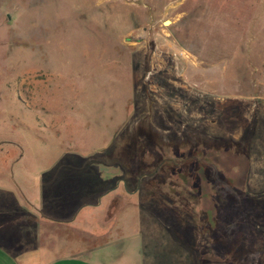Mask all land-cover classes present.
<instances>
[{
  "label": "rangeland",
  "instance_id": "1",
  "mask_svg": "<svg viewBox=\"0 0 264 264\" xmlns=\"http://www.w3.org/2000/svg\"><path fill=\"white\" fill-rule=\"evenodd\" d=\"M227 177L264 193V0H0V241L46 214L57 255L257 264L204 230Z\"/></svg>",
  "mask_w": 264,
  "mask_h": 264
},
{
  "label": "trees",
  "instance_id": "2",
  "mask_svg": "<svg viewBox=\"0 0 264 264\" xmlns=\"http://www.w3.org/2000/svg\"><path fill=\"white\" fill-rule=\"evenodd\" d=\"M199 157L201 156L200 153ZM191 158L178 159L175 162L168 158V166H185L190 163ZM200 166H207V160L200 158L197 160ZM209 165V164H208ZM224 180L225 195L232 202L240 203L243 210H228L225 215L215 217L208 211L207 219L204 222V230L210 234L215 241H220L225 246V255L229 260H237L245 254H258L257 264H264V229L260 227L264 220V211L253 213L250 209L256 202L264 199V193L250 195L247 192L234 190V180L230 177ZM255 198L256 200H251Z\"/></svg>",
  "mask_w": 264,
  "mask_h": 264
},
{
  "label": "crops",
  "instance_id": "3",
  "mask_svg": "<svg viewBox=\"0 0 264 264\" xmlns=\"http://www.w3.org/2000/svg\"><path fill=\"white\" fill-rule=\"evenodd\" d=\"M28 214L25 219L28 224L25 232H17L11 239L6 238L5 242L0 241V264H96L91 258L88 259L79 254L57 255L62 245L66 243L57 244V246L51 243L52 237H55L54 241L61 237V230L57 228L52 230L51 222L47 221L54 217L45 214L44 220ZM29 220L33 221L31 224L37 225L36 228L28 223ZM29 226L35 236L29 235Z\"/></svg>",
  "mask_w": 264,
  "mask_h": 264
},
{
  "label": "water",
  "instance_id": "4",
  "mask_svg": "<svg viewBox=\"0 0 264 264\" xmlns=\"http://www.w3.org/2000/svg\"><path fill=\"white\" fill-rule=\"evenodd\" d=\"M169 21H167V23H168Z\"/></svg>",
  "mask_w": 264,
  "mask_h": 264
}]
</instances>
